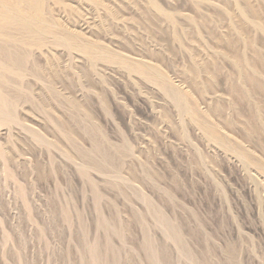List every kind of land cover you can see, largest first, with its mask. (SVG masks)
<instances>
[{
  "label": "rangeland",
  "instance_id": "obj_1",
  "mask_svg": "<svg viewBox=\"0 0 264 264\" xmlns=\"http://www.w3.org/2000/svg\"><path fill=\"white\" fill-rule=\"evenodd\" d=\"M0 54V264H264V0H0Z\"/></svg>",
  "mask_w": 264,
  "mask_h": 264
},
{
  "label": "bare ground",
  "instance_id": "obj_2",
  "mask_svg": "<svg viewBox=\"0 0 264 264\" xmlns=\"http://www.w3.org/2000/svg\"><path fill=\"white\" fill-rule=\"evenodd\" d=\"M52 3H53V2H52ZM41 7H42V6H41ZM14 19H15L16 21L13 20L12 23H10L9 25H12V26H13V24H14V25L16 24V25H15L16 29H17L19 26H21V27H20V30H22V28H24V30H25V29H27V30L30 29V28L28 29V27H29L28 25H29V24H27V23H26V24H27L28 27H24L23 25H25V24L20 25V23H21L23 20H21V22H18L16 18H14ZM18 19H19V18H18ZM33 19L37 21L38 18L35 17V18H33ZM41 19H42V18H41ZM34 20H33V22H34ZM42 20H43V19H42ZM33 22H32V23H33ZM37 22H38V21H37ZM37 22H35V23H37ZM22 23H24V22H22ZM22 23H21V24H22ZM39 23L41 24V25H40L41 30H43V29H42V27H43L42 24L44 23V21H43V23H41V22L39 21ZM39 23H38L37 25H39ZM33 24H34V23H33ZM17 25H18V26H17ZM34 25H36V24H34ZM37 25H36V26H37ZM38 27H39V26H38ZM12 28H13V27H12ZM27 30H26V31H27ZM22 31H23V30H22ZM26 31H25V34H26V36H27L28 34L26 33ZM23 32H24V31H23ZM40 32H41V31H40ZM28 33H29V32H28ZM6 34H7V33H6ZM29 34H30V33H29ZM35 34H36V33H35ZM37 34H38V33H37ZM40 36H42V35H40ZM29 37H30V35H29ZM34 37H35V36H34ZM34 37H33V38H34ZM23 38H26V37H23ZM23 38H22V40H23ZM31 38H32V37H31ZM35 38H38V39H39L38 35H37V37H35ZM26 39H28V38H26ZM26 39H25V40H26ZM41 39H42V38H41ZM35 40H37V39H35ZM35 40H34V42H37V41H38L37 44H39V40H37V41H35ZM20 41H21V40H20ZM23 41H24V40H23ZM15 42H17V45H19L18 43H23V42H18V40H16ZM26 42H27V40H26L24 43L26 44ZM28 42H29V41H28ZM30 42H33V39H30ZM40 42H41V40H40ZM15 44H16V43H14V45H15ZM37 44H35V45L37 46ZM41 44H42V43H41ZM6 45H7V44H6ZM11 45H12V44H11ZM8 46H9V45H8ZM20 46H21V44H20ZM93 50H94V49H93ZM91 51H92V50H91ZM11 53H12V52H11ZM21 53H22V52H21ZM7 54H8V53H7ZM15 54H16V53H15ZM0 55H1V54H0ZM5 58H6V57H5ZM10 58H11V60H12V57H10ZM20 58L24 59L25 57L23 58V56H22V57H20ZM1 59H2V58H1ZM22 59H21V60H22ZM6 60H7V59H6ZM9 60H10V59H9ZM12 62L15 63L14 60H12ZM18 62H19V61H18ZM22 62H23V61H22ZM10 63H11V62H10ZM15 64H16V63H15ZM20 64H21V62H20ZM20 66H21V65H20ZM15 68H16V67H15ZM21 69H22V68H21ZM11 70H12V69H11ZM17 72H18V71H17ZM19 72H20V71H19ZM146 73H147V72H146ZM1 75H3V74H1ZM148 75H149V74H148ZM152 75H153V74H152ZM0 77H1V76H0ZM3 78H4V76L2 77V79H3ZM15 78H16V77H15ZM153 79H154V78H153ZM21 81H22V80H21ZM162 82H163V81H162ZM162 84H163V83H162ZM204 125H205V124H204ZM211 125H212V124H211ZM207 127H208V126H207ZM214 129H215V128H214Z\"/></svg>",
  "mask_w": 264,
  "mask_h": 264
}]
</instances>
